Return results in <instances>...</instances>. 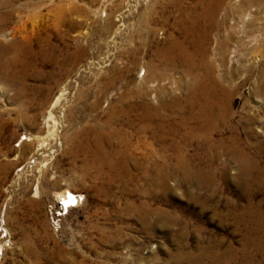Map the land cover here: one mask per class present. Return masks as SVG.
Masks as SVG:
<instances>
[{"label":"rangeland","instance_id":"1","mask_svg":"<svg viewBox=\"0 0 264 264\" xmlns=\"http://www.w3.org/2000/svg\"><path fill=\"white\" fill-rule=\"evenodd\" d=\"M39 1L37 19L12 5L9 24L35 54L10 73L0 66V264H264L261 41L257 22L229 27L238 12L230 5L246 0H208L212 12L186 36L194 59L174 63L155 56L173 34L184 36L174 0ZM257 6L264 14V0ZM153 62L165 75L157 82L182 100L196 78L221 80L228 117L191 137L193 123L180 126L176 109H162L175 135L141 132L145 102L162 103L137 94ZM117 109L129 113L109 125ZM119 127L128 143H97Z\"/></svg>","mask_w":264,"mask_h":264},{"label":"bare ground","instance_id":"2","mask_svg":"<svg viewBox=\"0 0 264 264\" xmlns=\"http://www.w3.org/2000/svg\"><path fill=\"white\" fill-rule=\"evenodd\" d=\"M13 1L14 0H0V64H1L0 66H1V68H2V66L4 68H6V71H9V69L11 71L13 69L12 64H15V61H17L18 59L25 58L26 56L30 57V56L35 54V52L33 50V40H31V39L26 40L23 38L22 39H15L17 34L21 33V28L17 27L18 24H17V26H15V25L9 26V24L12 21L13 14H14V10H13V8H11V6L12 5H13V7L15 6V10H19V11L24 10V9L27 10L28 8H30L33 11V13H31V16L35 19H37L39 17L40 6H41V3L39 0H34V1L30 0L28 2V5L26 4L23 6L15 5V3H13ZM180 1L181 0H174L173 2L176 3L177 6H179V8L181 10V16L179 17V20L177 22V26H178L179 30H182L181 32H184L183 33L184 36L180 37V36H177V35L172 33L173 35L171 34L172 36H171L168 44L166 46H163V48L161 46L155 52L156 58L158 60L165 61L166 63H171V62L174 63V62H176L177 59L178 60L179 59H185V60L187 59L188 61H192L194 59V51L189 50L188 44H187L188 39H186L187 38L186 36L192 32L196 33L195 28H197V23L199 21L203 20L207 15H210V13L212 12L211 11L212 8L209 10V4H208L209 1L208 0H196L195 2H193V4L188 9H184L186 7H183L181 5ZM260 2H261V0H246L244 2L242 1L241 3L233 2L230 6H231L232 11H234V12L238 11V12H235L237 14L236 15V18H237L236 21L237 22L235 21L232 24V26L229 25V27H230V29H234L235 31L238 30L239 32H243V31H245V27L248 23H251V22H257L258 23L257 34H255V36L253 35L254 36L253 39H254V41L257 40V42H258V40L261 41L260 44H258V45L256 44V45L257 46L261 45L258 50L261 54L260 56L263 57V71H262L263 75L261 77H262L263 83H264V14L262 11L259 10L261 8V6L258 9L257 5H260ZM254 7L256 8L255 12H254ZM64 12H65V8H61V7L59 8L58 7L56 10L53 9V13H55V15H56V22L58 20L57 16L62 15ZM36 21L38 22V20H36ZM11 32L13 33L12 34L13 35L12 40L10 39L11 37H9ZM53 46L54 45H51V50L49 52L50 54L54 50ZM253 46H254V44H253ZM9 50H12L14 53V58L11 59L12 61L6 55V53ZM24 54H25V57H24ZM172 66H173V64H172ZM165 68H166V66H165ZM211 69H212V67H209L210 71H211ZM156 70H157V66L154 64V62L148 66L147 71H151V73H149V74H152V79L149 81L147 89L146 90H138L137 94L139 96H143V97L149 96L150 98L154 99V101H156L157 99L162 100V103H161L160 107H158V106L154 105V103L152 104L151 102H149V100L145 102L144 108L146 110L144 111L145 114L142 115V119H141V121H142V126L140 128L141 132H148L151 128H154V133L156 135L155 137L157 139H160V140L164 139L166 137L167 131H169V133H170L171 130L166 129V125H167V122L169 123L170 116L167 115V113L163 114L161 111L162 109L163 110L164 109H176L174 111H177V113L178 112L180 113V117H178L179 115L177 116V118H179V120H177L176 123H178L180 126H185L187 124L193 123L194 125H190L191 130L188 129L189 133H187L191 137H198L196 132L199 131L198 129H202V128H207L208 134H211L214 131V129L218 127V123L221 120V118L228 117V115L230 114V112H231V100H232L231 93L226 88V86L224 87L221 84L222 83L221 80L214 78L211 84L207 85V83L206 84L204 83V86H203L201 84L203 79L201 80L199 78H196L194 81L192 94L188 95L185 99L183 98V100H182L178 96L177 97L171 96L172 94L170 93L171 91L168 89V87H166L165 85H161L160 81L157 82V80L160 79L159 77H161V75L163 73H161L162 71L160 72V69H159V72L157 74ZM164 70H166V69H164ZM10 71H9V73H10ZM5 74L9 75L7 73H5ZM11 75H13V74H11ZM163 76H165V75L163 74ZM155 77H156V79H155ZM147 78L148 79L150 78L148 76V74H147ZM199 85H201V88L199 87ZM166 96H169L170 99H167ZM60 97H58L56 99V101H54V102H57ZM135 104H137V103H135ZM128 113L129 112L127 111V109H119L116 114L111 115L108 118L107 123H109V125H110L114 122V120L116 119L117 116L121 117L122 114H128ZM122 127L111 128L109 132L102 133L101 135H104V136L100 135L101 139H98L97 143L100 146L103 145L104 140H102V137H103V139L107 140L109 143H113V141H116V140L118 142H121V143H128V140H130L129 136H128L127 132ZM156 129L161 131L160 135L157 134ZM175 132H176V130L171 132L170 134L175 135ZM174 147L177 149L181 148L178 143L174 144ZM99 149L96 150L97 154H100V153H98V152H100ZM121 149L114 150V151L110 152L109 155L114 156L113 154L124 153L125 150L122 151ZM166 150H167V145H164L163 151H162L163 155L166 153L165 152ZM105 154H107V153H105ZM182 162H183V160H182ZM119 165H120V163H119ZM158 167H159V169H158L159 173L158 174L160 176L166 177V176L170 175L171 170H169V168H167V167L165 168L164 166H158ZM172 168H173V166H172ZM148 171H150V170L147 169L146 172H148Z\"/></svg>","mask_w":264,"mask_h":264}]
</instances>
